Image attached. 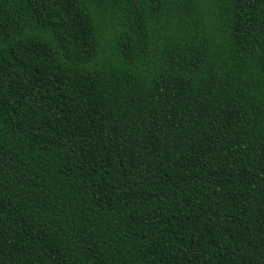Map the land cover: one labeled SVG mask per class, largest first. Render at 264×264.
Masks as SVG:
<instances>
[{
  "label": "trees",
  "instance_id": "1",
  "mask_svg": "<svg viewBox=\"0 0 264 264\" xmlns=\"http://www.w3.org/2000/svg\"><path fill=\"white\" fill-rule=\"evenodd\" d=\"M0 264H264V0H0Z\"/></svg>",
  "mask_w": 264,
  "mask_h": 264
}]
</instances>
